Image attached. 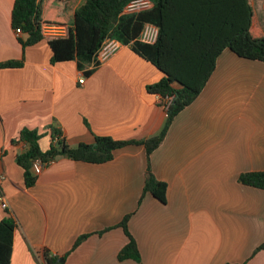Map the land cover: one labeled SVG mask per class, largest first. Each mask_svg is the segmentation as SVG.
Segmentation results:
<instances>
[{
    "label": "crops",
    "instance_id": "obj_1",
    "mask_svg": "<svg viewBox=\"0 0 264 264\" xmlns=\"http://www.w3.org/2000/svg\"><path fill=\"white\" fill-rule=\"evenodd\" d=\"M14 1L0 0V60H24L0 68V186L8 203L0 220L10 213L17 222L11 264H41L46 251L62 264H264V250L253 254L264 243V190L239 182L243 172L264 170V62L223 48L199 96L151 154L152 172L168 184L166 203L147 193L139 204L148 157L135 144L105 163L58 158L27 187L16 160L26 144L14 142L22 129L41 133L47 150L52 125L71 146L97 135L141 140L158 134L168 114L148 90L164 73L131 45L90 75L76 59L53 63L47 38L23 47L19 38L28 34L12 27ZM185 2L199 5L195 19L209 45L240 29L248 6L250 31L264 35V0ZM129 213L141 262L118 258L129 240L118 224Z\"/></svg>",
    "mask_w": 264,
    "mask_h": 264
},
{
    "label": "trees",
    "instance_id": "obj_2",
    "mask_svg": "<svg viewBox=\"0 0 264 264\" xmlns=\"http://www.w3.org/2000/svg\"><path fill=\"white\" fill-rule=\"evenodd\" d=\"M130 1L132 0L14 1L12 27L15 30L20 28L22 32L28 34L27 39L19 38L23 47L46 38L42 33L43 23L68 27L66 36L47 38L53 52V63L76 59L85 74L90 75L100 65L96 57L107 37L131 45L137 54L151 61L164 73L158 83L148 86V90L161 96L160 104L168 114L166 123L158 134L141 140H119L97 135L93 144L80 143L71 146L67 143L63 131L57 125H52L51 145L47 150L40 146L41 133L34 129H22L14 142L23 141L26 144V150L17 154L16 160L24 169L27 187L33 186L38 180V174L33 171V164L37 159L48 163L67 157L90 163H105L114 158L117 149L135 144L143 145L148 157V171L139 204L147 193L166 203L168 184L159 180L152 172L151 154L165 140L176 116L199 96L214 72L217 58L223 48H231L242 58L264 62V35L250 31L253 21L250 6L247 22L242 24L239 30L223 41L209 45L202 35L201 23L195 19L201 12L199 5L194 7L186 3V0H152L154 5L151 9L138 13H124ZM242 2L248 4V0ZM147 22L154 23L160 28L159 39L155 44L144 43L138 39ZM89 64H93V67L85 69ZM23 65V59L0 60V68H16ZM167 96L171 97L170 103L164 102ZM239 182L264 190V170L243 172L239 176ZM0 195H4L1 186ZM132 214H127L118 224L129 239L120 250L118 258L141 262V251L129 229ZM16 227L17 222L10 213L0 220V264H11ZM109 229L110 227L98 233L102 234ZM89 235H81L75 241L72 250ZM260 250H264V243L259 245L253 254ZM44 260L46 264H62L58 257L51 256L47 251L44 253Z\"/></svg>",
    "mask_w": 264,
    "mask_h": 264
},
{
    "label": "built area",
    "instance_id": "obj_3",
    "mask_svg": "<svg viewBox=\"0 0 264 264\" xmlns=\"http://www.w3.org/2000/svg\"><path fill=\"white\" fill-rule=\"evenodd\" d=\"M154 3L152 0H132L130 1L125 9L124 13H138L141 11H145L148 9H151L153 7ZM42 33L46 38H53V37H64L68 34V27L66 25H58V24H48V23H43L42 24ZM22 31L20 28L16 29V33L20 34ZM160 35V28L158 25L154 23L147 22L144 24L140 35L138 39L141 42L148 43V44H155ZM124 44L112 37H107L98 54H97V61L99 64H102L106 61H108L113 55H115L123 46ZM79 82L83 84L85 82L84 77H81L79 79ZM162 100L160 96V101ZM171 97L167 96L164 99V102L170 103ZM2 157V154L0 152V158ZM54 161H50L48 163L43 162L41 159H37L34 164H33V171L35 174H40L43 169L50 165ZM0 207L3 209H8V203L4 197V195H0ZM41 264H46L45 260H41Z\"/></svg>",
    "mask_w": 264,
    "mask_h": 264
},
{
    "label": "water",
    "instance_id": "obj_4",
    "mask_svg": "<svg viewBox=\"0 0 264 264\" xmlns=\"http://www.w3.org/2000/svg\"><path fill=\"white\" fill-rule=\"evenodd\" d=\"M61 261H63L64 259H60Z\"/></svg>",
    "mask_w": 264,
    "mask_h": 264
}]
</instances>
